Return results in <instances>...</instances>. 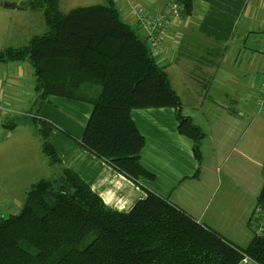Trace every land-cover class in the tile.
Wrapping results in <instances>:
<instances>
[{
  "label": "trees",
  "instance_id": "1",
  "mask_svg": "<svg viewBox=\"0 0 264 264\" xmlns=\"http://www.w3.org/2000/svg\"><path fill=\"white\" fill-rule=\"evenodd\" d=\"M58 1L23 3L21 9L42 12L46 31L22 48L0 51V63L30 65L37 106L49 96L90 105L80 145L133 181L154 175L140 164L144 138L132 110L172 108L177 132L191 142L200 165L205 134L182 114L167 74L113 0L67 13ZM175 1L190 15L191 0ZM32 121L50 165L59 164L48 142L53 125ZM247 227L253 237L239 248L153 193L117 212L63 169L55 179L33 183L21 210L0 219V264H239L245 258L264 264V171Z\"/></svg>",
  "mask_w": 264,
  "mask_h": 264
},
{
  "label": "crops",
  "instance_id": "2",
  "mask_svg": "<svg viewBox=\"0 0 264 264\" xmlns=\"http://www.w3.org/2000/svg\"><path fill=\"white\" fill-rule=\"evenodd\" d=\"M27 1L0 0L11 4L0 6V51L17 48L46 31L41 11L20 8ZM138 1L134 3L155 15L172 0ZM191 1L190 15L181 22L166 23L159 51L147 46L176 94L186 98L181 100L182 114L205 134L200 165L193 157L191 142L177 132L174 109H134L131 118L144 138L140 164L154 179L125 177L79 143L90 105L49 96L37 106L33 72L27 62L0 63V102L12 110L0 130L14 126L16 110L29 116L27 109L35 108L37 119L54 127L48 142L60 163L49 165L53 179L69 169L108 208L123 213L153 193L232 245L245 248L253 237L247 222L264 171V112L255 107L264 80V55L261 49L252 54L245 45L255 39V33L264 35V0ZM124 2L120 8L124 22L146 42L145 30L132 19L131 5ZM260 40L264 43V36L257 42ZM241 48H245V58L240 62ZM198 167L200 172L194 177ZM36 181L16 186L17 196L24 201ZM4 204L11 205L0 195V206ZM239 264L255 263L245 258Z\"/></svg>",
  "mask_w": 264,
  "mask_h": 264
},
{
  "label": "rangeland",
  "instance_id": "3",
  "mask_svg": "<svg viewBox=\"0 0 264 264\" xmlns=\"http://www.w3.org/2000/svg\"><path fill=\"white\" fill-rule=\"evenodd\" d=\"M133 2L139 3L138 0H133ZM106 4L105 0H59L57 6L60 12L67 13L78 7L103 6ZM114 4L119 10L120 16H122L123 14L120 12L122 9L120 8L126 5L124 0H114ZM140 6L142 5L140 4ZM121 19L125 21L123 16ZM262 36L264 35L255 33V39H249L245 45L252 54H256L261 49L263 40H260V42H257V40ZM28 41L26 40L23 45L17 48L24 47ZM244 50L245 48H241V52ZM242 55H240V62L245 58V55ZM173 83L179 92L182 91V86L180 87L179 84L177 86V82H174V80ZM179 99L180 101L186 100V98ZM27 111H29V116L24 115L26 114L25 111L16 110L15 114H13L14 126L0 130V195L3 200L11 204L0 206V214L4 218L17 214L23 206L24 201L21 200V196H17L15 191L16 186L19 184L27 185L33 182V180L54 178V176H51L52 172L49 170V159L42 149L40 136L32 121V117H36V109L28 108ZM256 112L254 109L253 113L256 114ZM218 169L220 170L219 173H221L223 171L222 165Z\"/></svg>",
  "mask_w": 264,
  "mask_h": 264
},
{
  "label": "built area",
  "instance_id": "4",
  "mask_svg": "<svg viewBox=\"0 0 264 264\" xmlns=\"http://www.w3.org/2000/svg\"><path fill=\"white\" fill-rule=\"evenodd\" d=\"M131 5V17L135 20L139 26H141L146 32V44L154 50L159 51L161 42V33L163 32L166 23L169 20H175L178 22L183 21L186 18L184 5L170 1L161 12L151 15L149 11L140 5L132 2L133 0H127ZM260 53L264 55V43L261 46ZM255 107L259 112H264V80L261 83L259 97L255 103ZM11 109L0 102V126L5 122V119L11 113ZM3 215L0 214V219Z\"/></svg>",
  "mask_w": 264,
  "mask_h": 264
},
{
  "label": "water",
  "instance_id": "5",
  "mask_svg": "<svg viewBox=\"0 0 264 264\" xmlns=\"http://www.w3.org/2000/svg\"><path fill=\"white\" fill-rule=\"evenodd\" d=\"M2 5H4V6H10L11 4H7V3H2V2H0V6H2ZM11 7H15V5H12Z\"/></svg>",
  "mask_w": 264,
  "mask_h": 264
}]
</instances>
